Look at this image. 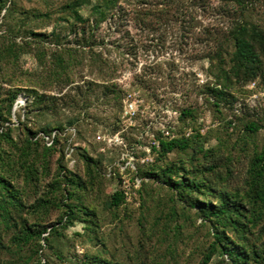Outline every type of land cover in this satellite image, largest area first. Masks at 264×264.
I'll return each instance as SVG.
<instances>
[{"label":"rangeland","instance_id":"rangeland-1","mask_svg":"<svg viewBox=\"0 0 264 264\" xmlns=\"http://www.w3.org/2000/svg\"><path fill=\"white\" fill-rule=\"evenodd\" d=\"M66 1L16 0L13 15L5 18V10L0 14L2 29L20 23L18 17H25L27 25L35 31L62 29L66 45L73 47L80 58L69 67L64 78L49 83L47 90L57 97L68 92L73 97L75 87L80 85L84 92L81 100L77 104L59 100L49 117L39 118L38 123L44 124L48 120L52 125L59 122L66 125L69 117H78L75 126L71 127L73 132L61 130L64 135L61 144L50 154L51 172L59 170L63 151V164L89 179L87 187L80 189L79 194L83 202L95 211L97 227L88 236L83 228L85 222L76 220L62 229V235L49 238L50 245L40 251L42 261L47 264H85L87 254H98L121 264H203L205 253L213 241L210 226L204 224L196 209L184 206L164 183L147 178L145 191L140 194L141 188H137L135 200H126L118 208L111 207L109 200L112 193L122 186L118 177L119 166H125L130 157H133L136 170L138 165L146 168L147 164L154 162L157 153L151 149L152 142L159 133L164 137L162 129L167 125H172L177 135L188 124L203 127L202 133L209 134L205 148L216 147L215 159L226 179L218 178L217 185L244 186L248 162L264 143V127L254 134L243 132L244 121L249 118L262 117L259 121L264 123V85L261 78L237 84L233 89L236 102L232 108L223 104L221 112H217L213 102L205 100L201 92L202 87L216 80L209 55L219 52L230 22L223 16V1L118 0L126 12L118 13L116 7L112 11L117 15L98 27L82 23L75 26L76 22L63 20L61 7ZM166 3H171L169 16L165 14L161 22H143L135 14L136 10L146 13L148 8L162 9ZM90 11L91 4L82 8L83 17L89 22ZM180 11L186 13V18L179 14ZM251 14V18L264 26V4L251 10ZM208 28L215 32L217 41L211 40ZM84 37L92 42H85ZM18 41L20 58L14 64H5L4 71L0 72V83L4 89L15 88L19 92L11 120L5 125L12 127L14 141L20 146L27 134L26 125L34 126L33 119L24 117L27 98L36 90L44 92L45 89L32 72L40 69L38 60L22 36ZM53 46L52 43L45 45L48 51ZM93 54L101 55L102 59H92ZM108 83L123 91L122 98L116 99L112 94L104 98L100 85ZM5 92L0 95L3 97ZM127 93H134L144 114L131 127L125 126L122 117ZM187 106H194L197 110L195 120L179 118L181 109ZM236 116H241L242 120L234 119ZM19 118L24 123H20ZM229 119L235 120L231 126L226 123ZM119 131L124 144L108 143L106 138ZM42 143L40 140L36 150L41 149ZM69 143L77 147L73 153V149L67 151ZM3 146L9 151L14 148L7 142ZM84 150L99 163L92 181L81 156ZM187 158L185 153L174 151L165 160L179 162L187 161ZM186 165L189 166L188 161ZM127 173L131 181L138 177L141 185L142 178L138 172L135 175L134 171L127 170ZM16 177L24 187L25 182L19 172ZM49 180L51 175L46 177V182ZM44 183L31 185L27 199L32 201L34 187L38 185L35 189L42 190ZM60 215L61 210L56 207L49 217L51 221H58ZM28 217L31 220L37 218L29 211ZM77 232H83V235L79 236ZM257 240L264 244V234ZM31 249L25 247L24 253L29 255ZM1 260L3 264H22L13 260L8 250L1 252ZM207 264H230V261L215 255Z\"/></svg>","mask_w":264,"mask_h":264},{"label":"trees","instance_id":"trees-1","mask_svg":"<svg viewBox=\"0 0 264 264\" xmlns=\"http://www.w3.org/2000/svg\"><path fill=\"white\" fill-rule=\"evenodd\" d=\"M93 1L67 0L61 7L64 13L63 20L76 22L75 26L82 23L98 27L102 22L114 18L117 15L116 11L126 12V9L118 4V0ZM222 1L223 16L228 17L230 22L225 29V40L220 45L219 52L209 55L216 80L201 89L205 100H211L217 112H221L220 107L223 104L232 108L237 100V96L233 93L237 84L261 78V84L264 85V26L251 18V10L264 4V0ZM8 3L9 0H0V14L3 10H5L4 16L16 12V0H12L10 5ZM87 4H91V22L82 14V8ZM170 8L171 3H166L162 9L148 8L146 13L136 10L135 14L143 22L151 20L161 22L165 14L169 16ZM114 9L116 11H112ZM179 14L186 18V13L183 11ZM18 19L20 23L15 26L11 25L6 29L0 26V72L4 71L5 64H14L20 58L17 46L18 37L22 36L23 42L30 47V52L38 60L40 69L32 72L44 84L45 91L36 90L34 95L27 98L24 117L33 119L34 126L26 125V137L18 146L12 135V127L6 126L5 123L11 120L19 92L15 88L4 89L0 83V94L6 91L3 97L0 95V126L2 127L0 128V264H3L1 252L5 250L9 251L13 260L22 264H47L42 261L40 251L50 245L51 236L62 235V229L74 224L76 220L85 222L83 228L88 236L97 227V221L94 219L95 211L83 202L79 194L80 189L84 190L87 187L89 179H85L83 174L63 164L65 156L63 151L59 170L57 173L51 172L50 154L57 145L61 144V138L64 137L61 130L73 132L71 127L75 126L78 117L68 118L67 124L70 127L60 122L52 125L48 120L44 124L38 123L39 118L41 120L43 117H49L59 100L68 104L71 102L77 104L81 100L80 96L84 95V92L80 85L75 87L73 97L70 92L57 97L47 90L49 83L64 78L65 74H68L69 67L80 58L73 47L66 45L62 29L56 27L50 32L35 31L27 25L25 17ZM188 22L192 26L191 21ZM209 28L207 33L212 35L211 40L217 41L215 32L213 33ZM84 39L85 42H92L86 37ZM47 43L54 44L50 51L45 47ZM91 58L102 59V56L93 54ZM100 86L104 98L110 94L116 99L122 98L123 91L116 85L108 83ZM196 112L194 106L183 107L179 118L195 120ZM239 117L241 116H236L234 119L237 120ZM261 118H249L244 121L243 132L254 134L264 127V123L259 121ZM19 120L20 123H24L21 118ZM234 121L229 119L226 123L231 126ZM189 126L193 128V133L189 136L184 134V127L174 138L163 137L160 133L156 135L159 146L151 145V149L157 153L156 159L147 164L146 168H140L138 165L135 172V175L138 172L142 178L141 187L139 186L140 194L146 189L147 178L156 180L172 190L184 206L196 209L198 215L203 218L204 224L208 223L210 226L209 230L213 236V241L203 258V264H207L215 255L228 258L230 264H264V244L257 242L259 236L264 234V143L260 150L252 154L248 162L244 186L222 187L217 185V179H226L215 159L217 149L205 148L209 134L202 133L199 125L188 124L187 127ZM40 140L43 141L41 149L36 150ZM5 142L11 143L14 148L10 151L5 149L3 146ZM71 148H73L72 153L77 149L74 143H69L67 151ZM174 151L185 153L189 166L186 165V160L167 162L165 157ZM81 156L92 181L99 163L86 150ZM157 162H162L164 165ZM18 172L25 182L24 187L16 179ZM50 175L51 180L46 182V177L49 178ZM118 177L122 182L120 174ZM37 182L39 184L45 182L44 188L35 189L38 186L36 185L33 189L35 197L30 201L31 199H27L30 194L29 188ZM126 200L120 188L112 193L109 205L118 208L126 203ZM56 207L61 210V215L58 221H51L49 214ZM28 211L37 218L31 220ZM82 233L76 234L82 236ZM25 247L32 248L29 255L24 253ZM84 262L85 264H121L98 254H87Z\"/></svg>","mask_w":264,"mask_h":264},{"label":"built area","instance_id":"built-area-1","mask_svg":"<svg viewBox=\"0 0 264 264\" xmlns=\"http://www.w3.org/2000/svg\"><path fill=\"white\" fill-rule=\"evenodd\" d=\"M140 103L139 100L135 97L134 93H127L125 95L124 98V104H123V111H122V117L124 118V124L126 127H131L136 125L137 123V119L140 115H144L143 111L140 110L139 108ZM145 111V110H144ZM175 114H177L175 112ZM165 129H162V133L164 134L165 137L168 138H174L177 136V134L175 133V131H173L172 129L174 128L172 125H167L164 126ZM184 134L186 136H189L193 133V128L191 126L189 127H184ZM201 132H204V128L201 127L200 128ZM119 131L118 133L108 136L106 138L107 142L112 144V145H120V144H124L123 141V137H121ZM55 134V131L53 133V135ZM51 143V142H48ZM153 145L155 146H159V142L157 140L152 142ZM73 148H71L72 150ZM144 161V159H143ZM127 170L129 171H134L136 172V166L135 163L133 161V157H130V159L126 162V165H120L119 166V174L122 178V186L121 189L123 191V193L126 196L127 200H135V198L137 197L136 194V189L139 188L140 185V179L138 177H135V179L133 181L130 180V177L128 176Z\"/></svg>","mask_w":264,"mask_h":264}]
</instances>
